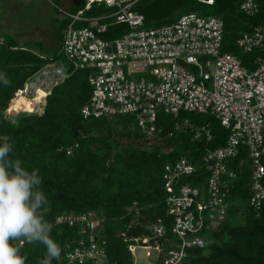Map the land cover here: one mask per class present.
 I'll use <instances>...</instances> for the list:
<instances>
[{"label":"trees","instance_id":"obj_1","mask_svg":"<svg viewBox=\"0 0 264 264\" xmlns=\"http://www.w3.org/2000/svg\"><path fill=\"white\" fill-rule=\"evenodd\" d=\"M65 1L75 14L88 3ZM213 1L209 5L200 0H139L133 11L144 17L145 29L171 25L188 13L218 17L224 24L223 52L255 69L258 52L244 53L238 40L252 27L264 23V0H258L260 11L254 17L239 10L238 0ZM56 6L62 8L58 3ZM112 12L106 4L94 2L84 16L96 18ZM57 21L55 37L63 42L64 30L71 20ZM101 24L108 25L106 32L99 34L105 40L119 39L131 31L127 24H116L109 17ZM33 45H22L12 37L0 35V73L10 81L7 86L0 81V143L7 138L13 146L9 157L21 160L22 167L29 171L39 170L42 189L49 200L39 212L52 225L51 238L61 248L59 260L52 264H68L67 255L84 237L80 224L57 223L58 218L70 214L94 213L99 219L100 227L94 234L104 244L105 264H135L129 249L135 242H126L123 234L129 238L151 237L148 227L158 220L167 228L166 236L159 239L165 252L172 238L163 180L165 165L182 158L191 160L199 168L180 184L203 186L208 175L202 164L204 156L223 146L231 131L212 116L184 111L175 117L159 110L153 139L147 138L133 115L86 120L81 111L92 95L89 69H71L69 78L50 91L42 114L8 117L4 111L15 92L46 65L64 60L61 47L48 54ZM179 125L183 127L177 129ZM202 127L210 130L211 140L205 135L196 138V130ZM227 167L226 217L217 222L214 230H202L207 246L189 250L184 264H264V204L259 210L249 204L253 168L247 152L242 150L237 158L227 162ZM21 240L12 243L26 257V264H39L46 254L45 246L25 240L21 245Z\"/></svg>","mask_w":264,"mask_h":264},{"label":"built area","instance_id":"obj_2","mask_svg":"<svg viewBox=\"0 0 264 264\" xmlns=\"http://www.w3.org/2000/svg\"><path fill=\"white\" fill-rule=\"evenodd\" d=\"M87 1L79 14L72 15L59 8L71 19L64 30L61 53L71 69L91 72L92 95L82 108L84 119L133 115L147 138L153 139L159 110L175 117L184 111L212 116L231 131L223 146L204 156L202 164L208 175L203 186L180 184L199 168L191 160L182 158L165 165L166 207L172 220L171 243L165 252L159 239L166 236L167 228L161 220L148 227L151 237L129 238L123 234L126 242H135L129 246L133 256L140 245L147 261L155 258L151 264L160 260L161 264H184L189 250L207 246L202 230H214L217 222L225 219L227 162L237 158L242 150L247 152L253 168L249 204L256 210L264 204V23L252 27L238 40L244 53L258 52L252 70L237 56L223 52L224 24L218 17L188 13L171 25L145 29L144 17L133 11L139 0ZM200 1L214 4L213 0ZM94 2L106 4L113 12L109 16L85 17ZM238 2L243 14L249 17L259 14L258 0ZM108 17L116 24H127L131 31L116 40L103 39L99 34L105 33L108 25L101 21ZM82 22L94 26L79 27ZM69 71L57 63L46 65L15 92L4 114L8 117L42 114L50 91L69 78ZM135 73L146 77L128 79ZM22 99L32 104V110L13 107L15 100ZM182 127L179 125L177 129ZM203 135L212 139L206 127L196 130V138ZM57 223L82 226L84 237L67 255L68 264L88 261L105 264L104 244L94 234L100 227L94 213L62 216Z\"/></svg>","mask_w":264,"mask_h":264},{"label":"clouds","instance_id":"obj_3","mask_svg":"<svg viewBox=\"0 0 264 264\" xmlns=\"http://www.w3.org/2000/svg\"><path fill=\"white\" fill-rule=\"evenodd\" d=\"M0 81L10 84L2 73ZM12 148L7 138L0 143V264H26V257L12 243L20 239L43 244L46 254L39 264H52L59 260L61 248L51 238L52 225L39 212L49 203L42 177L38 169L29 171L21 160L11 159Z\"/></svg>","mask_w":264,"mask_h":264},{"label":"rangeland","instance_id":"obj_4","mask_svg":"<svg viewBox=\"0 0 264 264\" xmlns=\"http://www.w3.org/2000/svg\"><path fill=\"white\" fill-rule=\"evenodd\" d=\"M57 3L66 12L72 15L76 13L70 5L66 4L65 0H0V35L12 37L22 45L34 44L33 47L42 53L57 52L63 43L55 37L58 28L57 20L67 18L60 12L56 6ZM93 26V23H89L88 26L80 27L91 28ZM36 43H41V46H36ZM57 65L63 66L66 71L71 69L65 57L64 60L57 62ZM143 77L146 75L135 73L128 79H141ZM137 246L133 256L134 263H153L155 258L147 261L145 250L140 245Z\"/></svg>","mask_w":264,"mask_h":264},{"label":"bare ground","instance_id":"obj_5","mask_svg":"<svg viewBox=\"0 0 264 264\" xmlns=\"http://www.w3.org/2000/svg\"><path fill=\"white\" fill-rule=\"evenodd\" d=\"M40 95H42V93H40ZM12 105L17 110H20V109L32 110V108H33L32 104L28 100H25V99L15 100L12 103Z\"/></svg>","mask_w":264,"mask_h":264}]
</instances>
